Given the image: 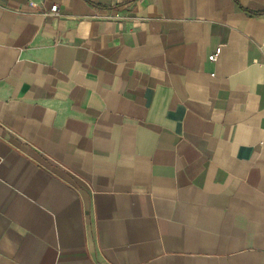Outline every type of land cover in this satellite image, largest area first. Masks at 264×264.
Segmentation results:
<instances>
[{"label":"crops","instance_id":"1","mask_svg":"<svg viewBox=\"0 0 264 264\" xmlns=\"http://www.w3.org/2000/svg\"><path fill=\"white\" fill-rule=\"evenodd\" d=\"M0 264H264V0H0Z\"/></svg>","mask_w":264,"mask_h":264},{"label":"built area","instance_id":"2","mask_svg":"<svg viewBox=\"0 0 264 264\" xmlns=\"http://www.w3.org/2000/svg\"><path fill=\"white\" fill-rule=\"evenodd\" d=\"M57 9H58L57 6H52L51 13L52 14L57 13V11H58ZM221 53H222V47H218L216 49V51L212 55L209 56V61H211V62L216 61L217 58L221 55Z\"/></svg>","mask_w":264,"mask_h":264}]
</instances>
